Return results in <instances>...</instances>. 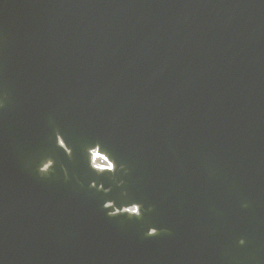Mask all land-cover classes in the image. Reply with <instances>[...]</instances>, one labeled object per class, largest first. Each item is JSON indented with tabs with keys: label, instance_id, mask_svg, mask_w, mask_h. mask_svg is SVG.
Listing matches in <instances>:
<instances>
[{
	"label": "water",
	"instance_id": "obj_1",
	"mask_svg": "<svg viewBox=\"0 0 264 264\" xmlns=\"http://www.w3.org/2000/svg\"><path fill=\"white\" fill-rule=\"evenodd\" d=\"M0 264H264V0H0Z\"/></svg>",
	"mask_w": 264,
	"mask_h": 264
}]
</instances>
